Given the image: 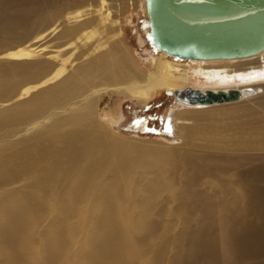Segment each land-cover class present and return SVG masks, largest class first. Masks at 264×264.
<instances>
[{"label": "bare ground", "instance_id": "bare-ground-1", "mask_svg": "<svg viewBox=\"0 0 264 264\" xmlns=\"http://www.w3.org/2000/svg\"><path fill=\"white\" fill-rule=\"evenodd\" d=\"M36 1L37 7L42 9L48 0ZM115 3L114 0H82L61 12L58 1L57 5H51L57 22L29 39L31 41L18 40V44L0 52V264H136V261H140L139 264H178L176 255L183 242L186 244L181 248V256H190L192 260L185 263L179 260V264H216L220 259V242L216 232L212 233L216 221H211L208 229L202 225L195 233H191L187 225L184 233L171 241L170 234L166 238L159 232L161 221L156 216L160 203H165L166 199H175L181 204L193 200L186 182L191 167L212 158L224 162L230 157L227 153L204 154L200 147L192 146L188 135L199 126L200 123L195 124L205 114L217 108L225 112L245 110L249 101H257L253 112L264 118V96H261L264 51L238 59H185L191 63L184 65L174 62L179 58L158 50L162 54L152 57V68H142L125 40L123 25L118 21L121 10ZM128 3L134 9L143 6L147 13L145 0ZM32 10L31 6L11 12L9 21L3 15L0 29L6 27L9 34L17 27L21 29ZM48 37L64 44L61 47L37 46ZM53 48L56 49L54 55L48 56L47 50ZM192 82L201 86L193 89L203 93L234 89L242 93V98L213 106L185 105L174 99L179 107L185 108L172 110L175 130L184 139L182 147L157 143L145 146L138 140L125 142L112 134L111 127L101 117L100 103L106 96L118 94L143 103L162 89L172 88L169 91L174 98L177 91L188 88ZM188 108L196 109L190 111ZM254 130L253 127L237 128L234 142L255 146L256 139L243 138L246 134L251 138ZM138 149L148 154L143 167L148 169L144 172L145 182L140 173H136V162L144 163L142 158H136ZM151 150L154 155L159 154L157 158L151 157ZM170 168L173 177L179 176L178 184L177 180L175 183L169 179L160 182ZM123 175H131L132 179L126 182ZM220 183L226 189L229 187L225 178ZM261 183H264V166L241 170L232 177L233 187L243 193L238 203L239 215L232 197V203L229 201L226 205L229 203L228 211L234 209V212L223 222L234 223V219L241 218L248 228L243 234L237 233L239 239L235 235L226 238L225 245L233 252L239 245L252 251L263 247L264 251L260 241L264 237V216L261 217L264 188L260 187ZM138 184L142 190L139 193ZM169 184L176 187L170 189L171 198L161 195L157 199L158 206H153L156 199L152 200L147 188H160L163 194ZM256 186L261 192L255 197L248 189ZM226 205L220 208L223 210ZM112 211L125 214V218L111 220ZM93 214L97 216L90 220ZM258 217L262 219L261 227L256 220ZM116 222H121L122 230L117 228ZM82 226L87 229L80 235Z\"/></svg>", "mask_w": 264, "mask_h": 264}, {"label": "rangeland", "instance_id": "rangeland-1", "mask_svg": "<svg viewBox=\"0 0 264 264\" xmlns=\"http://www.w3.org/2000/svg\"><path fill=\"white\" fill-rule=\"evenodd\" d=\"M4 1H6V2H4ZM24 1L25 0H3V1L0 0V19H2L1 17L3 15H5V20L8 19V21H9V17H10L9 15L11 14V12H14L16 10L18 11L20 8H21V10L26 8V7H31V6L33 8L32 12H31V17L33 19L29 15L28 18H31V19L28 20V18H27L25 20L24 23L26 25L24 24V26H23L25 29H23V27H21V29H20V27L19 28L17 27V28H15L16 31H15V29H13L15 32H10V34L8 33L10 30L7 29L6 27H4V30H3V28H2V30L0 29V52L5 51V48L11 46L12 44L13 45L18 44V42H19L18 40H20V41H31L38 33L42 32V31L43 32L46 31L48 29L47 27H51L54 24L53 22H57L56 21L57 20L56 19L57 18L56 13H55L53 7H51V5L52 6L57 5V2L59 1L61 6L59 7L58 11L62 12L63 8H67V7L73 8V6H75V4L77 2H79V3L82 2V0H77V1L76 0H62V1L61 0H54L55 2L53 0H48L46 3V6H48V8L45 6L44 8L41 9V8L37 7V1L36 0L29 1V2H26V1L24 2ZM85 1L93 2V0H85ZM114 1L116 2L115 3L116 5L117 4L119 5L118 7L121 10V13H119V15H118L119 16L118 21L120 22V24L123 25L122 28H123V31L125 32V36H126L125 40L128 43V45L130 46L132 53H134L136 59L138 60V62L140 63L142 68H146V69L152 68V64H151L152 59L154 57L155 58L160 57L162 53H160V51H158L154 48L153 43L151 41L150 29H149L148 24H147V15H146L147 13H144V9L142 8L143 6H141V5L136 6L135 7L136 9L131 7L128 3V1H131V0H114ZM136 1H138V0H136ZM139 1L141 2V0H139ZM34 8L37 11L34 10ZM132 8H133V12H132ZM8 11H10V12H8ZM35 12L37 14H35ZM55 16H56V18H55ZM48 17H49V19H48ZM50 19H51V21H50ZM33 20H35V21H33ZM28 23H30V24H28ZM51 23H53V24H51ZM37 25L39 26V28ZM26 26H27V28H26ZM28 26H30L31 28ZM5 29H7V30L5 31ZM17 29L18 30L20 29L19 31H21V32H19ZM30 29L33 31L31 32ZM5 33L8 35L5 36ZM12 35L15 37H13ZM20 35L22 38H20ZM8 36H9V39H8ZM51 37H53V36H51ZM51 37H48L47 39L39 42L37 44V46H43V47L60 46L61 47L64 44V42L61 43V41L57 40L56 38L52 39ZM22 39H24V40H22ZM29 39H31V40H29ZM57 42H59V43L57 44ZM3 48H4V50H3ZM54 50L56 51L55 48H53L51 50H47V51H49L47 53L48 56L54 55V53H53ZM174 62H177L179 64L181 63L184 65L191 63V61H187V60L184 61V60H179V59H177ZM176 87H179V85H177ZM181 87H183V86H181ZM187 87L199 88L201 86L192 82L189 85H187ZM169 90H173V89L170 88ZM169 90L162 89L161 91L155 93L149 100H147V102H143V103L129 99V98H126L122 95L115 94L112 96L110 94L111 96L104 97L103 101L100 103L101 104V106H100L101 110H103V111H101V117L104 120V122L107 125H109V127H111L112 134H114V136H119L125 142H131V140H134V141L138 140L139 142H143V144L145 146L147 143H149V144L157 143V144H162V145L168 144L167 146L171 145L173 148H177V147L179 148V146L182 147L184 145V139L181 136V134H179L175 130V126H174L173 120H172V115H173L172 110L175 111V109L176 110L179 109V110L183 111L185 108L179 107L178 103L174 100L172 93ZM261 96H264V91L262 92ZM256 105H257V101H249L246 105L247 106L246 109L245 110L243 109L245 111L244 113H243L242 109H236L234 111L225 112L221 108H217L214 110L216 112L213 111V112H209V113L205 114L202 117V119H204V120L201 119L198 123L195 124V125H198L200 123L199 126L195 129L193 128L188 135V137L190 138L189 140H190L193 147H195V148L200 147L204 154H207V153L212 154L213 152H218V153H223V154L227 153L226 155H228L230 157L228 159H226L224 162H218L212 158L210 160H207L206 163H202L201 165H196L194 167H191L189 169L190 171L188 170V176H187L186 182H188L187 189H188L190 195H192L193 200L192 201L189 200L188 202L185 201V202H182L183 204H181V202H179L178 200L166 199L165 203L161 202L159 205V208H158V216H156V217H160L159 221H161V224L159 227L160 228L159 232L164 234V236L166 238H168V235L170 234L169 235L170 238H168V239H170L171 241H173L175 239V237H177V236L180 237L184 233L187 225H188L187 229L190 230L191 233H195L199 230V228L202 225L205 226L206 229H208L211 221H213V220L216 221L215 226H213L214 228H212V233L216 232L217 238L219 239V242H220L219 243V249H220V251H219L220 256L219 257H220V259H217L216 264H264L263 247L259 246L260 247L259 249L252 251V250H245L244 248H242L243 246L239 245L238 247H236L234 249V252H233V251H231L232 249L230 247L227 248L225 245L226 238L230 239V238H233V235H235L238 237L237 239H239V235H237V233L243 234L246 231L245 229H248L244 226V224H245L244 221L241 220V218H239L238 220L234 219L236 221L234 223L223 222L224 220L227 219V217H229V216L231 217L232 213L234 212V209L231 210L232 213L230 211H228L227 207H229V203L226 205V203L229 201H231L230 203H232V197H233V200L235 199V203H234L235 210H236V213L239 215L238 203H239L240 196L243 193L241 192V189H237V188L233 187L232 177L237 176V174L241 170H247V168H252L255 166L256 167L257 166L258 167L264 166V148H263L264 147L263 146L264 145V141H263L264 140L263 139L264 138V130H263L264 118L261 119L259 117L260 114L253 112ZM233 106H236V105H231V107H233ZM188 109L190 111H193V109H196V108H188ZM237 110H238V112H237ZM235 118H238V119H235ZM212 119L215 121L212 122ZM216 119H217V121H216ZM246 119H248V120H246ZM256 119H259V120H257L259 123L256 121ZM249 120H250V122H249ZM253 120H254V122H253ZM203 123L205 125H203ZM217 123H218V125H217ZM219 123L221 124L222 127L220 126ZM231 123L235 124V126L233 127V125ZM214 125H216V126L214 127ZM257 126L258 127L261 126V128L260 127L258 128ZM203 127H208L207 131H202L201 129ZM217 127H219L220 129ZM223 127H224V129H223ZM239 127H242L245 129L246 128L248 129L249 127H253V130L255 129L254 132L257 134V136L254 132H253V136L251 138H250V136H248V134L243 136V138H245L246 140L254 141L256 139L254 141L255 146L247 147V146H244L242 144H236L234 142L235 139L237 138L235 136V132H236V129ZM262 130H263V132H262ZM215 131H217V132H215ZM258 135H259V137H258ZM259 138H261V140H259ZM226 142H229V143H226ZM212 145H214V146H212ZM223 145H225L227 147H225V146L223 147ZM229 145H231V146L234 145V146L230 147ZM235 145H236V147H235ZM239 145H241L242 147ZM260 146H262V147H260ZM205 147L207 149L204 150ZM237 147L238 148L241 147V149H238ZM259 147L261 149H259ZM228 148H230V149H228ZM231 148L234 149V151ZM243 149H246L247 151L243 150ZM237 152L239 153V156H238ZM153 153H154V151L151 150V152H150V154H152L151 157L157 158L156 155H159V154L156 153L154 155ZM138 154H139V156H138ZM136 158H142V162H144V163L136 162V168H137L136 173H140L142 181L145 182L146 176L144 175V172H145V170L148 171V169L143 168V167H144V164L146 162V158L148 159V154L146 151L143 152V151L138 149V153L136 154ZM216 166H218V167H216ZM219 167L221 168V170ZM216 168L218 171L216 170ZM225 170H227L229 172H226ZM202 171H203V173H201ZM193 172H194V174H192ZM217 174L219 175V177ZM171 176H172V173H171V168H170L169 171L167 172V176H165L159 180H160V182L164 181V180L167 181L168 179L170 181H173V182H175V180H177L176 181L177 183L176 182L175 183L178 184L179 176H177V175L175 177L172 176L173 178ZM122 177L126 182H129L132 179L131 175H123ZM223 178L226 179V181L229 185V187L227 188L228 190L225 187H223L222 184L220 183L221 179H223ZM215 179H217V181ZM115 181H117V179ZM209 181H210V183H209ZM204 184H206L207 187ZM172 185L173 184H169L168 186H166V188H165L166 191L163 194L160 193V191H159L160 188L154 189V190H151V188H147V190L149 192L151 191L150 197L152 198V200L156 199V202H152V204L154 203L153 206H155V207L158 206L157 204H159V202H157V199H160L161 195H164L162 197L168 196L169 198H171V196H172L171 190L176 188L175 186L172 187ZM200 185L202 187H200ZM142 186L145 187L144 184ZM162 187H165V183ZM260 187L264 188V183H261ZM167 188H168V190H167ZM199 188L201 190H198ZM255 189L249 188L248 192L254 193V196L256 197L258 194H260L261 189L258 186H256ZM140 191H142V190L139 189V184H138L137 193H139ZM203 192L205 194H203ZM262 193H264V192H262ZM202 194H203V196H202ZM212 195H214L213 199H212ZM214 197H216V198H214ZM199 198L201 200H199ZM206 198H208V199H206ZM202 199H203V201H202ZM211 199L213 202L211 201ZM195 200L196 201L198 200V203L200 205L198 203H193V201H195ZM177 202H179V203H177ZM210 202H212V204ZM174 204H175V206H174ZM203 204H204V206H203ZM179 205H182L185 210L181 209ZM225 205H226V207L222 210L221 208ZM173 208H175V209H173ZM169 211H171V212H169ZM196 211H198V212H196ZM94 213H97V211H95ZM101 213H103V212H100V214ZM205 214L207 217L205 216ZM175 215H177L176 218H175ZM96 216H97L96 214H93L91 216L90 220L95 219ZM263 216H264V214L263 215L261 214V217H263ZM122 217L125 218V214L123 216V213L117 214L114 211H112L111 215L109 216V218L111 220H114L116 218L122 219ZM241 217H242V219H245V216H241ZM261 217L256 218V220L258 221V225H260V227L262 226ZM194 218H195V220H194ZM104 219H106V218H104ZM172 219H174V220H172ZM180 219L181 220L183 219V220L181 221ZM179 222H180V224H179ZM227 223H229L230 226ZM115 224H116L117 228L122 230L121 222H116ZM122 224H124V223H122ZM219 224H220V226L218 227ZM86 229H87L86 226H82L79 229V234L81 235ZM169 229H170V231L172 229L173 230L170 232ZM233 232H235V233H233ZM260 241H262L261 244L264 246V237H262L260 239ZM185 244L186 243L183 242L182 246H184ZM182 246L180 245L181 248H182ZM227 246H228V244H227ZM255 246H252V247H255ZM181 248H180V253H178L176 255L179 258V260L180 261L183 260L184 263H185V261H191L192 258L190 256H185V255L181 256ZM184 254H187V253H184ZM21 257H22V255L19 256V259H21ZM179 260L177 261L178 264L181 263ZM19 262H21V261H19ZM139 263H140V261H136V264H139ZM193 264H195V263H193Z\"/></svg>", "mask_w": 264, "mask_h": 264}, {"label": "water", "instance_id": "water-1", "mask_svg": "<svg viewBox=\"0 0 264 264\" xmlns=\"http://www.w3.org/2000/svg\"><path fill=\"white\" fill-rule=\"evenodd\" d=\"M156 50L179 59H238L264 51V0H145ZM238 90L188 87L174 99L213 106L241 100Z\"/></svg>", "mask_w": 264, "mask_h": 264}]
</instances>
